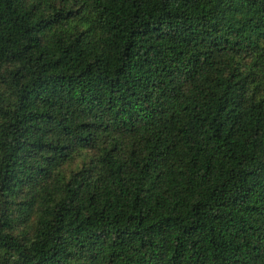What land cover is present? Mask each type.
Here are the masks:
<instances>
[{
	"label": "trees",
	"instance_id": "1",
	"mask_svg": "<svg viewBox=\"0 0 264 264\" xmlns=\"http://www.w3.org/2000/svg\"><path fill=\"white\" fill-rule=\"evenodd\" d=\"M0 264H264V0H0Z\"/></svg>",
	"mask_w": 264,
	"mask_h": 264
}]
</instances>
